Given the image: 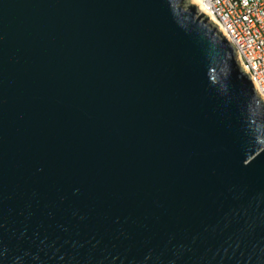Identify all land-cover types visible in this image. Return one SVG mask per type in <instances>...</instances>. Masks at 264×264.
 Returning <instances> with one entry per match:
<instances>
[{"label": "water", "instance_id": "95a60500", "mask_svg": "<svg viewBox=\"0 0 264 264\" xmlns=\"http://www.w3.org/2000/svg\"><path fill=\"white\" fill-rule=\"evenodd\" d=\"M187 2L0 0V264H264V99Z\"/></svg>", "mask_w": 264, "mask_h": 264}, {"label": "built area", "instance_id": "2783aa9c", "mask_svg": "<svg viewBox=\"0 0 264 264\" xmlns=\"http://www.w3.org/2000/svg\"><path fill=\"white\" fill-rule=\"evenodd\" d=\"M199 6L232 42L264 99V0H200Z\"/></svg>", "mask_w": 264, "mask_h": 264}, {"label": "bare ground", "instance_id": "6f19581e", "mask_svg": "<svg viewBox=\"0 0 264 264\" xmlns=\"http://www.w3.org/2000/svg\"><path fill=\"white\" fill-rule=\"evenodd\" d=\"M193 3L197 4L198 7H199V10L201 11V8H200V0H193Z\"/></svg>", "mask_w": 264, "mask_h": 264}, {"label": "rangeland", "instance_id": "374dc122", "mask_svg": "<svg viewBox=\"0 0 264 264\" xmlns=\"http://www.w3.org/2000/svg\"><path fill=\"white\" fill-rule=\"evenodd\" d=\"M187 1L189 2V0H187ZM190 1H193V0H190ZM188 2H187V3H188ZM187 3H186V4H187Z\"/></svg>", "mask_w": 264, "mask_h": 264}]
</instances>
